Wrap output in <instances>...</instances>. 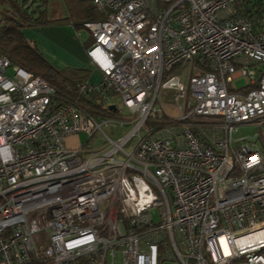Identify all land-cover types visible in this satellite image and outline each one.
<instances>
[{
	"label": "built area",
	"instance_id": "built-area-1",
	"mask_svg": "<svg viewBox=\"0 0 264 264\" xmlns=\"http://www.w3.org/2000/svg\"><path fill=\"white\" fill-rule=\"evenodd\" d=\"M82 1L107 12L77 93L120 114L0 53V264H264V0Z\"/></svg>",
	"mask_w": 264,
	"mask_h": 264
},
{
	"label": "trees",
	"instance_id": "trees-1",
	"mask_svg": "<svg viewBox=\"0 0 264 264\" xmlns=\"http://www.w3.org/2000/svg\"><path fill=\"white\" fill-rule=\"evenodd\" d=\"M0 7V53L12 64L44 79L54 89L60 103L76 105L93 116L116 117L120 114L103 108L100 95L85 97L77 93L78 84L88 75L87 70L57 69L23 33L26 27L56 21L83 28L86 21L105 19L106 10H99L90 1L82 0H64L62 7L49 0H0ZM62 13L68 16L62 17Z\"/></svg>",
	"mask_w": 264,
	"mask_h": 264
},
{
	"label": "rangeland",
	"instance_id": "rangeland-1",
	"mask_svg": "<svg viewBox=\"0 0 264 264\" xmlns=\"http://www.w3.org/2000/svg\"><path fill=\"white\" fill-rule=\"evenodd\" d=\"M49 1L51 3H54L55 5H59L61 7L64 4V0H49ZM66 16H68V15H65L62 13V17H66ZM51 25H55V27H57L58 29H56L55 27H48ZM42 27H44V28L40 29ZM27 30H28V32H31L34 35V37H36L38 39V41L42 47V50L44 52L45 59L49 63H51L52 65L54 64L58 67L64 65V66H62L63 69L66 67L67 64H69V63L75 64L77 62H75L69 56H67L65 50H63L61 48V46L63 48H65L64 47L65 44L66 45L67 44H73L74 45V43H79V44L85 43V45L87 47H90L94 42V39L92 38V36L88 30L81 28L78 31V29H76L72 23L67 24V22L56 21L53 23L44 24L41 27L30 26V27H26L24 31H27ZM53 39L60 41V46H58L55 50L52 48L53 47L52 44L55 45V41ZM86 54H87V52H86ZM87 56H88V54H87ZM88 59H89L90 63L93 64L91 62L89 56H88ZM52 61L55 63H53ZM57 69H59V68H57ZM188 70H189V65L185 68V70H181L180 68L178 70L179 75H181V77H182V82H184V83H186V80H187ZM13 73L14 72H13L12 68H9L7 70L8 75L12 76ZM101 80H102V75H100V77L97 80L95 79L93 81V84L97 85V84H99V82H101ZM242 84H243L242 80L236 81L237 88L241 87ZM172 94L173 93L171 92L167 95V97L165 98V106H163V109H162L164 114L167 115L168 117H172L174 115H177V112L169 105L170 100L172 98ZM256 130H257V128L250 125V124H243V125L239 126L238 132L234 135V137L236 138V137H240V136H243L246 134H252ZM125 131H126L125 129L122 130L120 134H123ZM86 140H87V135H85L84 133H80V134H77L73 137L66 139L65 144L69 148H75V147H78L80 145H85ZM98 142H99L98 140H94V141L90 142L89 144H90V146L95 148L97 146ZM131 148H132V146L127 148V150L130 151ZM153 218L156 221L159 220L157 213L156 214L153 213Z\"/></svg>",
	"mask_w": 264,
	"mask_h": 264
},
{
	"label": "crops",
	"instance_id": "crops-1",
	"mask_svg": "<svg viewBox=\"0 0 264 264\" xmlns=\"http://www.w3.org/2000/svg\"><path fill=\"white\" fill-rule=\"evenodd\" d=\"M1 8V7H0ZM67 24H70V23H67ZM36 27H41V26H36ZM48 27H55V25H51V26H48ZM44 27H42V28H40V29H43ZM47 28V27H46ZM56 29H58L57 27H55ZM76 29H78V31L81 29L80 27H75ZM84 29V28H83ZM24 30H25V28H24ZM23 30V33H24V36H25V38L27 39L28 38V40H30V41H32V42H34L35 44H36V46H37V48L39 49V51L41 52V54L43 55V56H45L44 55V52H43V50H42V47H41V45H40V43H39V41H38V39L36 38V37H34V35L31 33V32H28V30L27 31H24ZM33 36V37H32ZM54 40V39H53ZM55 41V45L54 44H52V48L55 50L58 46H60V41H57V40H54ZM73 43V42H72ZM64 47L65 48H63L62 46H61V48L63 49V50H65V52H66V54H67V56H69L72 60H74L75 62H77V63H75V64H67L66 65V67L64 68V69H66V68H77V69H84V70H87L88 71V75H87V77L85 78V81H87V82H89V83H93V81L96 79H98L99 77H100V75H101V72L99 71V69L94 65V64H91L90 63V61H89V59H88V56H87V54H86V52L85 51H87V49L89 48V47H87L86 45H85V43H81V44H79V43H74V45L73 44H65L64 45ZM91 47V46H90ZM61 60V59H60ZM53 62V61H52ZM53 63H55V62H53ZM54 65V64H53ZM97 68H95L94 66ZM55 67H57V68H61L60 70H63V67L62 66H64V65H62V66H56V65H54ZM99 76V77H98ZM238 80H241V78H238Z\"/></svg>",
	"mask_w": 264,
	"mask_h": 264
},
{
	"label": "water",
	"instance_id": "water-1",
	"mask_svg": "<svg viewBox=\"0 0 264 264\" xmlns=\"http://www.w3.org/2000/svg\"><path fill=\"white\" fill-rule=\"evenodd\" d=\"M110 108H111V109H115V106H114V105H111Z\"/></svg>",
	"mask_w": 264,
	"mask_h": 264
}]
</instances>
